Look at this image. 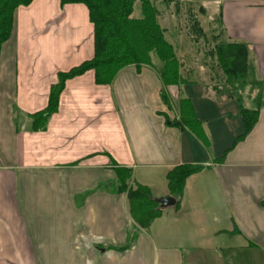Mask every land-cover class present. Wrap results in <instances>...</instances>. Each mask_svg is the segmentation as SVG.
Here are the masks:
<instances>
[{
  "label": "crops",
  "instance_id": "1",
  "mask_svg": "<svg viewBox=\"0 0 264 264\" xmlns=\"http://www.w3.org/2000/svg\"><path fill=\"white\" fill-rule=\"evenodd\" d=\"M203 1L212 32L220 17L224 38L248 44L264 80V0ZM94 54L84 3L16 9L0 52V264H264V106L239 139V101L219 96L201 72L182 67L189 81L167 88L170 110L157 70L129 65L111 84H97L94 70L67 79L57 111L33 129L28 118L48 107L59 74ZM183 97L209 147L167 123ZM18 113L27 119L20 125ZM182 164L204 168L174 196L180 208L162 209L131 244L116 168L131 169L132 183L156 199L173 196L167 174Z\"/></svg>",
  "mask_w": 264,
  "mask_h": 264
},
{
  "label": "trees",
  "instance_id": "2",
  "mask_svg": "<svg viewBox=\"0 0 264 264\" xmlns=\"http://www.w3.org/2000/svg\"><path fill=\"white\" fill-rule=\"evenodd\" d=\"M32 1L0 0V52L3 43L13 32L16 9ZM62 3H84L88 7L90 20L94 25L95 54L93 58L59 74L58 82L52 87L48 107L31 115L33 129H44L49 116L57 111L59 97L67 79L88 70H94L97 84L105 85L111 84L119 72L129 65H135L138 70L143 66L153 67L163 83L162 99L169 107L171 106L167 88L189 80L186 72H182L183 66L176 54L175 46L167 39L166 30L159 21V10L152 0H62ZM136 3H139L141 9L139 17L133 15ZM216 20L219 27L211 35L215 44L208 50L205 49L210 59L205 61V66L217 76L216 78L226 77V84L218 83L214 86L217 94L230 96L239 101V114L244 121V132L239 137L242 139L253 128L258 120L260 108L264 106V80L256 75V67L251 60L248 44L226 40L221 18L218 17ZM193 30L199 36L205 35L198 20H194ZM153 54L161 65L153 62ZM249 75L252 80L248 79ZM250 83L253 84L252 89H257L258 92L249 98L251 99L249 101L244 91L251 85ZM248 102L250 106H247ZM167 123L192 132L205 146H210V139L190 99L181 98L178 116L174 119L167 117ZM203 168V165L182 164L170 170L167 174L170 194L181 198L187 178ZM116 170L118 191L127 193L133 225L137 226L131 235L132 244L136 234L148 228L152 221L162 214V208L149 187L140 183H136L135 187L129 186L127 180L133 179L131 169L117 167ZM175 207L180 208V201ZM130 243L122 249L127 248Z\"/></svg>",
  "mask_w": 264,
  "mask_h": 264
},
{
  "label": "rangeland",
  "instance_id": "3",
  "mask_svg": "<svg viewBox=\"0 0 264 264\" xmlns=\"http://www.w3.org/2000/svg\"><path fill=\"white\" fill-rule=\"evenodd\" d=\"M156 7L159 10V21L161 25L166 30L167 39L174 45L178 46V57L182 60V66L184 69L191 70L194 68L198 73L201 72V76L205 77L207 81L212 83L213 85L226 84V77L220 79L216 78L211 70L205 66V61L210 60L207 56V51L205 49H209L213 47L215 41L212 39V27L214 24L210 23V10L204 5V1H195V0H152ZM205 10H202V8ZM133 15L135 17L141 16V9L139 3L135 4V10ZM194 20H198L202 29L205 33L204 36L197 35L193 30V22ZM153 59L157 60L158 66L161 65L160 61L153 54ZM123 70V69H122ZM121 70V71H122ZM213 77L214 79H211ZM251 79V75L248 77ZM251 82V81H249ZM251 84V83H250ZM253 84L246 87L244 93L246 99L252 98L257 89H252ZM251 99H249L250 101ZM172 110V104L169 107ZM19 114V113H18ZM171 119H174L178 116L175 114ZM26 117H22L21 114L18 115L17 122L22 124ZM28 124L32 122V118H28ZM32 127V124H31ZM129 186L135 187L136 185L132 183V180H127ZM133 229H137L136 225H133ZM188 259V258H187ZM202 262L204 260H201ZM187 263V260H186ZM189 263V261H188ZM205 263V262H203ZM213 264H217L216 261L212 262ZM208 264V263H207Z\"/></svg>",
  "mask_w": 264,
  "mask_h": 264
},
{
  "label": "water",
  "instance_id": "4",
  "mask_svg": "<svg viewBox=\"0 0 264 264\" xmlns=\"http://www.w3.org/2000/svg\"><path fill=\"white\" fill-rule=\"evenodd\" d=\"M162 209L176 206L178 200L174 196H167L163 198H156Z\"/></svg>",
  "mask_w": 264,
  "mask_h": 264
}]
</instances>
